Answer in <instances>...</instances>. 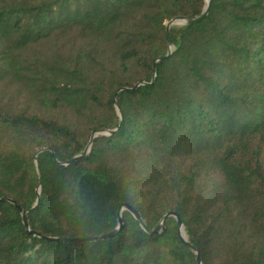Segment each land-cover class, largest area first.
<instances>
[{"label":"trees","instance_id":"16d2710c","mask_svg":"<svg viewBox=\"0 0 264 264\" xmlns=\"http://www.w3.org/2000/svg\"><path fill=\"white\" fill-rule=\"evenodd\" d=\"M207 5L0 0V264H264V0Z\"/></svg>","mask_w":264,"mask_h":264},{"label":"water","instance_id":"95a60500","mask_svg":"<svg viewBox=\"0 0 264 264\" xmlns=\"http://www.w3.org/2000/svg\"><path fill=\"white\" fill-rule=\"evenodd\" d=\"M207 1V3H208V5H207V8H206V10H205V13L203 14V15H201L200 17H197V18H194V19H187V18H185V17H176L175 19H173L172 21H170L169 23H168V25H167V32H169V28H170V26L171 25H173V24H183V23H194V22H197V21H199L200 19H202L204 16H206L207 14H208V8H209V2H210V0H206ZM167 38H168V42H169V44H170V39H169V35L167 36ZM171 49L172 48H170V52H171ZM169 52V54H168V56H170V53ZM162 58H164V57H162ZM161 58V59H162ZM8 202H11V203H13V204H15V202H13V201H10V200H8ZM122 209L123 210H128L134 217H135V219H137L138 221H139V223H141V225L143 226V227H145V224H144V222L142 221V219H141V217H140V215L138 214V212L137 211H135L134 209H132L129 205H127V204H125V205H123V207H122ZM22 211V210H21ZM22 216H23V222H24V226H25V228L26 229H29V224H28V220H27V216H26V213L24 212V211H22ZM169 216H174L176 219H177V223H178V226H179V229H180V236L182 237V239H183V241L185 242V244L192 250V251H194V253L196 254V259H197V262H198V264H202V261H201V259H200V255H199V253H198V250L196 249V248H194L192 245H190L188 242H186V240L184 239V229H183V225H182V221H181V219L176 215V214H173V213H169V214H167L165 217H164V219H163V222L165 221V219L167 218V217H169ZM122 228V216L120 217V219H119V229H121ZM159 229V228H158ZM157 229V230H158ZM157 230H156V232H157ZM95 240V239H94ZM86 241H91V239H86Z\"/></svg>","mask_w":264,"mask_h":264}]
</instances>
